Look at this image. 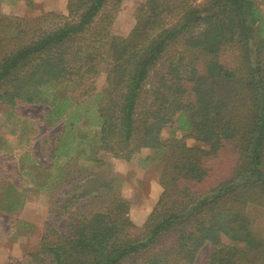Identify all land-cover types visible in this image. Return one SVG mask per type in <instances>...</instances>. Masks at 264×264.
I'll use <instances>...</instances> for the list:
<instances>
[{"label": "trees", "instance_id": "obj_1", "mask_svg": "<svg viewBox=\"0 0 264 264\" xmlns=\"http://www.w3.org/2000/svg\"><path fill=\"white\" fill-rule=\"evenodd\" d=\"M121 3L69 0L66 14L20 23L0 13L8 119L40 105L47 125L66 121L53 162L34 166L36 190L60 198L43 259L26 264H195L206 247L205 264H264V0H146L126 37L112 33ZM114 159L161 161L162 192L140 227ZM24 205L1 187V212Z\"/></svg>", "mask_w": 264, "mask_h": 264}, {"label": "rangeland", "instance_id": "obj_2", "mask_svg": "<svg viewBox=\"0 0 264 264\" xmlns=\"http://www.w3.org/2000/svg\"><path fill=\"white\" fill-rule=\"evenodd\" d=\"M146 0H122L120 12L113 24L114 35L126 37L134 28L137 8ZM69 0H0V13L20 23L23 18L38 17L48 12L66 14ZM107 64L96 81L98 89H102L106 80ZM91 115L97 109V102L91 100L85 104ZM5 109L0 105V189L12 184L23 194L25 205L22 210L7 214L0 211V264H26L30 254H37L42 260L40 241L51 225H55L53 210L55 202L60 198L55 189L37 191L35 163L50 165L53 161L51 153L54 139L65 130L63 119L53 126L45 123L48 112L45 106L19 105L16 115L8 119ZM77 130V129H75ZM167 128L159 141L165 142L171 136ZM179 137L183 134L179 133ZM189 146H203L200 142L187 139ZM151 154L150 149L142 151L143 156ZM114 171L119 176L123 196L130 201L132 207L130 218L137 226H142L158 200L162 188L159 184L161 161H156L143 169L138 165H130L124 160L114 159ZM119 170V171H117ZM23 221L29 225L19 226ZM254 227L264 234V213L258 216ZM209 255V247L203 250L195 264H205Z\"/></svg>", "mask_w": 264, "mask_h": 264}, {"label": "clouds", "instance_id": "obj_3", "mask_svg": "<svg viewBox=\"0 0 264 264\" xmlns=\"http://www.w3.org/2000/svg\"><path fill=\"white\" fill-rule=\"evenodd\" d=\"M117 171H119V170H117Z\"/></svg>", "mask_w": 264, "mask_h": 264}]
</instances>
